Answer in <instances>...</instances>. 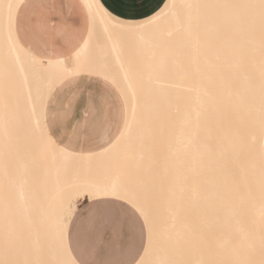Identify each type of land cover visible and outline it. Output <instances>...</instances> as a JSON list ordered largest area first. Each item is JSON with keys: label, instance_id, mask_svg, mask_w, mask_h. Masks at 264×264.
Wrapping results in <instances>:
<instances>
[{"label": "bare ground", "instance_id": "bare-ground-1", "mask_svg": "<svg viewBox=\"0 0 264 264\" xmlns=\"http://www.w3.org/2000/svg\"><path fill=\"white\" fill-rule=\"evenodd\" d=\"M20 1L0 0V261L78 264L66 242L73 202L83 196L109 195L132 205L143 220L147 207L155 211L147 213L155 231L147 233L134 264H264V234L243 224L247 217L240 208L253 210L250 215L256 212L258 218L264 211L261 0H165L154 14L136 21L113 16L98 0H83L90 26L69 62L44 61L21 46L13 30ZM139 61H144V71ZM80 72L107 79L126 104L117 138L92 154L61 147L44 124L53 87ZM156 149L159 168L171 172L168 183L162 179L165 188L158 180L166 172L160 171V178L153 173L158 181L154 188L159 185L158 192L164 188L163 194L153 189L152 194L146 186L152 184L150 177L144 182L135 170H122L124 177H119V171L108 168L107 175L100 174L110 175L106 180L77 174V168L106 162L118 151L124 152V161L119 159L118 164L126 163L127 170L137 161L133 156L143 158ZM150 157L147 162L155 159ZM129 174H135L133 179ZM141 184L145 188L137 192ZM145 189L151 194H143ZM154 194L166 209L164 221L160 216L165 211L158 210ZM186 211L190 223L183 220ZM212 212L222 213L216 217ZM171 226L176 229L169 238ZM253 233L262 236L263 246Z\"/></svg>", "mask_w": 264, "mask_h": 264}, {"label": "crops", "instance_id": "crops-1", "mask_svg": "<svg viewBox=\"0 0 264 264\" xmlns=\"http://www.w3.org/2000/svg\"><path fill=\"white\" fill-rule=\"evenodd\" d=\"M98 2L113 16L136 21L154 14L165 0ZM89 26L83 0H21L13 19L18 42L44 61L69 62L84 43ZM125 116L124 99L112 83L97 74L80 72L53 87L45 104L44 124L61 147L92 154L117 138ZM116 199L121 198L83 196L73 203L66 242L78 264H134L142 254L147 241L140 219L144 220L129 203L131 207Z\"/></svg>", "mask_w": 264, "mask_h": 264}, {"label": "rangeland", "instance_id": "rangeland-1", "mask_svg": "<svg viewBox=\"0 0 264 264\" xmlns=\"http://www.w3.org/2000/svg\"><path fill=\"white\" fill-rule=\"evenodd\" d=\"M148 61H151V60H148ZM148 61L145 60V63H146V62L148 63ZM143 62H144V61H141V62L139 61V63H141V65H142ZM147 63H146V64H147ZM139 66H140V64H139ZM144 66H145V64H144ZM140 71H144V70H143V65H142V67L140 68ZM117 90H118V89H117ZM125 106H126V104H125ZM155 148H156V146H155ZM154 151H155V152H154ZM154 151H152L153 154L150 153L152 156H151L150 154H145V153H144V154H142V155H143V156H142L143 158H141V156H137V155H136L135 157H134V156L132 157V158H135V160H137V161H136V162H137V165L139 164L138 166L140 167L139 170L137 169L138 166L135 165L136 162H134L135 164L132 162V161H133L132 158H129L130 161H128V159H127V160L125 159V160L127 161V163H129V164L132 162V166H131V164H130L131 167L128 166L130 169H129V168H127V170L124 169L126 163H125V165H124V164H123V165H122V164H118V163L120 162V161H118V160H119V159H123L122 157H123V154H124V152L118 151V152H116V154H112V155L108 158V160H106V162H105V161H104V162H99V163L94 164V165H93V164H92V165H89V166H87V167H85V168H83V167H82V168H77V169H76V170H78L77 174L80 173V175H82V176H85V175L87 174V175H89L90 177H91V176H93V178L96 177V179H98V177H101L102 180H106V179H108V178L110 177V175H109L108 177H105V178H104V176H100V174L103 173V172H105V174H106V173H109V172H110L109 169L112 168V167H113V169H116L117 171H119V177H124V175H123V174H124V171H123V173L120 172V171H122V170H125V171H127V172H129V170H130V172H134V170H135V172H138V174H136L137 178H138V175H139V177L141 176V177H142V180H143L144 182H145V179H147L148 177H150V178H149V181L152 180V181H151L152 184H151L149 181L146 180V182H149V183H146V186L148 187V190L153 194L154 192H152V191L155 190V188H156V186H157V185H155V188H154V185H153V184H156V182L158 183V181H159L160 183L163 182V181L165 180V177H166V181H164V182L168 183L167 180L169 179V175L171 174L170 171H163L162 168H159V167H162L161 164H160V161L158 162V160H160V159H159V158H160V153H159L160 150H159V152H158L159 154H156L157 151H158L157 149L154 150ZM127 152H129L130 154L132 153V152H130V151H127ZM154 154H155V155H154ZM128 155H129V154H128ZM153 155H154V156H153ZM156 155H157V157H155ZM124 156H125V155H124ZM150 156H151V157H150ZM117 157H119V158L117 159ZM125 157H126V156H125ZM130 157H131V155H130ZM137 157H138V158H137ZM147 157H150V158H153V157H154L155 159H154V160H151V159H150V160L147 162V161H146V160L148 159ZM114 158L117 159V160H115ZM121 161H124V159L121 160ZM144 161L147 163V164H146L147 166L145 165V162H144ZM154 161H155V162H154ZM156 161H157V162H156ZM106 163H107V164H106ZM109 163H110L111 165H110ZM158 163H159V164H158ZM151 164H152V165H151ZM107 165H108V166H107ZM144 165H145V167H144ZM157 165H158V166H157ZM126 166H127V165H126ZM134 166L136 167L137 171H136L135 168L133 169ZM154 166H155V167H154ZM156 166H157V168H156ZM108 168H109V169H108ZM147 168H148V169H147ZM98 169H100V171H101V169H102V172H99V173H98V172H97V171H99ZM119 169H120V170H119ZM132 169H133V170H132ZM141 169H144L143 171L147 170V171H145V172H147V173L141 171ZM149 169H150V170L152 169V170H154V171H152V170L150 171ZM157 169H159V170H157ZM95 170H96V172H94ZM106 170H108V171L106 172ZM148 170H149V171H148ZM156 170H157L158 172H156ZM73 171H74V170H72V172H73ZM85 171H87V173H86ZM114 171H115V170H114ZM139 171H141V174H142V175L139 173ZM160 171H161V172H162V171H163V172H166L167 175L164 173L165 175L161 176V175H160ZM93 172H94V173H93ZM163 172H162V173H163ZM149 173H152V174L150 175ZM153 173L155 174V175H154L155 177H156V176H157V177L161 176V180H158V181L155 180V179H157V178L154 179ZM156 173H157V174H156ZM84 174H85V175H84ZM97 174H98V176H97ZM114 174H115V172H114ZM144 174H145V175H144ZM147 174H148L149 176H147ZM87 175H86L85 177H87ZM101 175H102V174H101ZM106 175H107V174H106ZM111 175H112V173H111ZM115 175H116V174H115ZM115 175H113V176H115ZM125 175H126V173H125ZM129 175H130V174H129ZM129 175H128V177H132L131 175H130V176H129ZM134 176H135V174H133V177H134ZM146 176H147V177H146ZM133 177H132V179H133ZM141 177H140V178H141ZM143 177H144V179H143ZM151 177H152V179H151ZM87 178H88V177H87ZM137 178L134 179L135 182L137 181ZM140 178H138V179H140ZM159 178H160V177H159ZM159 178H158V179H159ZM129 179H130V178H129ZM162 179H164V180H162ZM130 180H131V179H130ZM154 180H155V181H154ZM139 181H140V180H138L137 183H139ZM143 181H140V182H143ZM132 182H133V180H132ZM144 182H143V183H144ZM128 183H130V182L128 181ZM166 183H165V185H166ZM133 184H134V183H133ZM149 184H150L151 187L149 186ZM135 185H136V184H135ZM141 185L143 186L144 184H141ZM133 186H134V185H133ZM144 186H145V185H144ZM144 186L141 187L140 189L138 188L136 191L138 192L139 190H142V188H145ZM160 186H162V187L165 188L164 183H161ZM131 187H132V186H131ZM157 187H159V185H158ZM150 188H151V190H150ZM164 188H161V187H160V189H161L160 192H158L157 189H159V188H157V189H156L157 191L155 190V194H158V195H159V193H161L162 191H164ZM133 189H134V188H133ZM146 189H147V188H146ZM146 189H145V190H146ZM152 189H153V190H152ZM145 190H144L145 193H143V194H145L146 196H148V195L146 194V193H148V192H147V190H146V191H145ZM142 191H143V190H142ZM157 192H158V193H157ZM140 193H141V192H140ZM151 193H148V194H151ZM155 194H154V195H155ZM161 194H163V193H161ZM138 195H139V194H138ZM154 195H152V197H154ZM140 196H141V195H139V197H140ZM139 197H138V198H139ZM160 197H161V196H160ZM147 198H148V197H147ZM147 198H146V199H147ZM163 198H164V197H163V195H162V201H163ZM142 199H143V198H142ZM142 199H141V200H142ZM154 199H156V201H157V205L159 206V204H158V200H157V199H158V196L155 195V198H153V200H154ZM159 199H161V198H159ZM256 199H258V198H256ZM78 200H79V198L76 199L73 203H76V201H78ZM116 200H118V201L124 203L125 205L129 206V204L126 203V202H125L124 200H122V199H116ZM153 200H152V201H153ZM259 200H260V199H259ZM261 200H262V199H261ZM261 200H260V201H261ZM152 201H151V202H152ZM162 201L160 200V203H161V204L164 203V204H163V205L160 204V205H161L162 207H165L164 205H166V202L164 201V202L162 203ZM255 201H256V200H255ZM142 202H145V203H146L145 200L142 201ZM147 202H148V201H147ZM149 202H150V200H149ZM152 203H153V202H152ZM154 203H155V202H154ZM154 203H153V204H154ZM215 203H216V204H215ZM257 203L259 204L260 202L257 201ZM257 203H255V205H256ZM149 204H150V203H149ZM224 204H225V203H224ZM143 205H144V208H145L147 204H144V203H143ZM214 205H218V203H217V202H214ZM225 205H226V204H225ZM240 205H243V204L241 203ZM240 205L238 204V207H239ZM244 205H246V206H244V207H247V204L244 203ZM131 206H132V205H131ZM131 206H129V207H131ZM152 206H153V205H152ZM158 206H157V208H158V210H159L161 207H160V206L158 207ZM250 206H253V204H249V203H248V207H250ZM72 207H73V206H72ZM132 207H133V206H132ZM150 207H151V206H150ZM133 208H134V207H133ZM240 208L243 210V207H242V206H241ZM71 209H72V208H71ZM134 209H135V208H134ZM154 209L157 210L156 207H154ZM162 209H164V208H161V210H162ZM135 210H136V209H135ZM165 210H166V209H164V210H162V211H165ZM242 210H241V213L245 212V213H243V214H244V215L247 217V219H248V220L245 219V221L241 220V221L243 222V224H246V225H248V226L250 225L249 227H253V226H251V224L254 225V227H256V228H254V230H255V231L258 230V229L261 230L260 232H261V234H262V236H263V234H264L263 231H264V230H262L263 228H261V226L264 227V222L262 223V221H264V219H263V218H264V214H263L264 211L261 213L260 218H258L259 215H258V216H255V215H256V212H254V214L252 213L253 215H250V213L253 212V210H252V211L249 210V212H246V211H248V210H243V211H242ZM148 211H149V210H148V207H147V208L145 209V213H146V215H145L144 221H142V220L140 219V217L138 216V214L135 212V213L137 214V216L139 217V219H140V221H141V223H142V225H143V227H144L145 237H146V233L154 232V231H155V230H154L155 228H153V227H154V226H153V225H154V222L151 221V218H153V217L149 218L150 216L147 214V213H149L150 215H151V214H154L155 211H153V212H152V210H150L149 212H148ZM162 211H161V214L163 213ZM159 212H160V211H159ZM159 212H158V213H159ZM186 212L189 213L188 211H186ZM219 212H220V211H219ZM219 212H218V214H219ZM158 213H157V214H158ZM165 213H166V211L162 214L163 216H160V218H161V217L163 218V219L161 218L162 221H164V219L167 218V215H166V218L164 217V216H165ZM187 213H185V217L183 216V217H184L183 220L186 219L187 223H190V221H191V219H190V213H189V214H187ZM209 213H210V212H209ZM216 213H217V212H216ZM221 213H222V212H221ZM221 213H220V216H221ZM247 213H248V215H247ZM166 214H167V213H166ZM212 214H213V216H216V217H217V215H218V214L214 215V214H215L214 212H212L210 215H212ZM243 214L240 215V217L243 216ZM153 216H155V215H153ZM218 216H219V215H218ZM220 216H219V217H220ZM249 216H250V217H249ZM155 217H156V216H155ZM243 217H244V216H243ZM246 217H245V218H246ZM252 217L254 218V221L251 220V219H253ZM261 217H262V218H261ZM188 218H189V221L187 220ZM241 218H242V217H241ZM249 218H250V219H249ZM161 219H159V217H158V220H159V221H161ZM243 219H244V218H243ZM257 219H258V221H257ZM246 220H247V221H246ZM250 220H251L253 223H252ZM261 220H262V221H261ZM153 221H154V220H153ZM159 221H158V222H159ZM186 221H185L184 223H186ZM255 221H256V222H255ZM156 222H157V221H156ZM244 222H245V223H244ZM254 222H255V224H254ZM257 222H258L261 226L258 225V224H256ZM159 223H160V222H159ZM161 223H162V222H161ZM249 223H250V224H249ZM262 224H263V225H262ZM157 225H158V224H157ZM157 225H156V226H157ZM256 225L260 226L261 229H260L258 226H256ZM159 226H160V225H159ZM162 226H163V224L161 225V227H162ZM174 226H175L176 228L179 227V223H177V224L174 225ZM162 228L164 229V227H162ZM162 228H160V229H162ZM170 228H172V229H170ZM170 228H168L169 230L167 229L168 232L171 231V232H169V238L171 237V236H170V233L173 234L174 230L176 229V228L174 229L173 226H171ZM173 229H174V230H173ZM251 229H252V230H251ZM251 229H250V231H249V234L252 233V231H253V228H251ZM248 230H249V229H248ZM248 230H247V231H248ZM158 231H163V230H159V229H158ZM172 231H173V232H172ZM256 232L259 233L258 231H256ZM256 232H255V233H256ZM262 232H263V233H262ZM255 233H253L254 235H253V234H251V235H253V237H255ZM172 234H171V235H172ZM247 234H248V233H247ZM174 235H175V237H177L176 232L174 233ZM251 235H249V236H251ZM258 235H260V233H259ZM258 235H256V237H255V238H256L255 242H256L257 240H259V241L261 240L260 243L257 241L259 244H258V243H256V244H258V245L261 244V245H262V239L264 238V236H263V238H262V236L259 237ZM235 236H238V235H235ZM235 236H234V237H235ZM173 237H174V236H173ZM257 237H258L259 239H258ZM239 238H240V236H239ZM260 238H262V239H260ZM171 239H172V238H171ZM234 239H235L236 241L238 240V239H236V238H234ZM187 241H188V240H187ZM233 241H234V240H233ZM263 243H264V242H263ZM256 244H254V246H256ZM261 245H260V246H261ZM263 245H264V244H263ZM263 245H262V246H263ZM260 246H259V247L256 246V248H257L259 251H260V249H259ZM256 248H255V249H256ZM218 249H219V247L216 249V251H217ZM238 249H239V248H238ZM211 250H214L213 253H214L215 255L217 254V253H215V252H216V251H215V248H214V249H211ZM220 251H222L221 253H223V250H221V247H220ZM262 251H264V249H262ZM217 252L219 253V251H217ZM210 253L212 254V251H210ZM221 253H220L219 256H222V255H223V254H221ZM254 253L258 255V251H257V252L254 251ZM260 253H261V252H260ZM6 254H9V252H7ZM214 254H213V255H214ZM58 255H59L60 257H62L63 254H62V252H61V254H60V252H59ZM58 255H57V256H58ZM217 255H218V254H217ZM257 255H256V256H257ZM219 256H218V257H219ZM223 257L225 258V252H224V256H223ZM257 257H258V256H257ZM262 257H264V256H262ZM219 258H220V257H219ZM259 258H260V257H259ZM219 260L221 261V260H222V257H221V259H219ZM223 260H224V259H223ZM262 260H263V259H262ZM224 261H225V260H224ZM0 262H5V263H3V264H7V263H9V264H13L12 262H8V261H7V262H6V261H0ZM254 263H255V262H254ZM0 264H2V263H0ZM229 264H230V262H229Z\"/></svg>", "mask_w": 264, "mask_h": 264}, {"label": "snow or ice", "instance_id": "snow-or-ice-1", "mask_svg": "<svg viewBox=\"0 0 264 264\" xmlns=\"http://www.w3.org/2000/svg\"><path fill=\"white\" fill-rule=\"evenodd\" d=\"M260 7H261L262 11H264V0H261Z\"/></svg>", "mask_w": 264, "mask_h": 264}]
</instances>
